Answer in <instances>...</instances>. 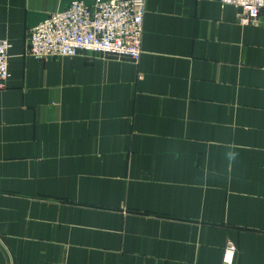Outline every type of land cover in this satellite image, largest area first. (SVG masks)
I'll return each instance as SVG.
<instances>
[{
	"label": "crops",
	"instance_id": "0c3cea01",
	"mask_svg": "<svg viewBox=\"0 0 264 264\" xmlns=\"http://www.w3.org/2000/svg\"><path fill=\"white\" fill-rule=\"evenodd\" d=\"M73 1L0 0V264H264V13L147 0L138 65L27 56Z\"/></svg>",
	"mask_w": 264,
	"mask_h": 264
},
{
	"label": "built area",
	"instance_id": "2783aa9c",
	"mask_svg": "<svg viewBox=\"0 0 264 264\" xmlns=\"http://www.w3.org/2000/svg\"><path fill=\"white\" fill-rule=\"evenodd\" d=\"M239 9L241 25L258 26L264 0H218ZM147 0H96L92 5L73 1L62 12L50 15L26 38V54L37 61L80 55L129 59L138 65L142 57ZM10 41L0 40V91L11 81ZM237 248L229 243L222 264H234Z\"/></svg>",
	"mask_w": 264,
	"mask_h": 264
}]
</instances>
